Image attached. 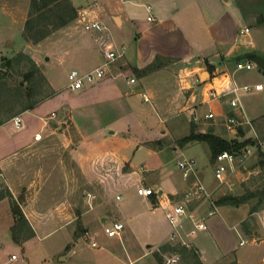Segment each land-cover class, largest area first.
<instances>
[{
  "label": "crops",
  "instance_id": "0c3cea01",
  "mask_svg": "<svg viewBox=\"0 0 264 264\" xmlns=\"http://www.w3.org/2000/svg\"><path fill=\"white\" fill-rule=\"evenodd\" d=\"M28 2L29 0L25 6L18 4L14 6V10H21V8L26 10L25 17L18 18L16 13H6L15 11L9 7L10 4L0 0V15L3 17L1 18V21L3 20L2 24L9 21L11 24L20 23L23 27L27 17ZM71 2L77 9V16L35 44L25 41L27 50L24 53H27L41 69L43 63L37 54L40 52L39 46L42 43H46V41H50L49 49L51 51H44L48 55L45 59L56 58L60 65L68 67V71L78 69L81 72L93 70L103 63V49L107 44L115 48L122 47L123 56L107 66L101 79L79 90H70L65 83L57 86L53 80L47 78L50 87L55 93L36 104L33 108L18 113L21 116V127L19 129H16L13 125L11 120L13 116L0 125V175L5 182L4 188L10 191L14 199L20 198L19 206L21 211L34 232L31 238L21 243L14 242L11 237V228L9 227L11 226L10 221L12 218L9 201L7 198L0 199L1 204L5 203L3 215H0V221L1 218L3 219V224L0 223V246L4 241L11 243L20 251L21 257H26L27 261L28 253L32 249L43 248L45 250L46 248H51L42 246L41 241L54 228H65L67 226L69 227L68 233L70 235L74 233L71 222L77 218L76 209L79 202V200H76L74 189H67V194L62 193L57 196L56 194L58 191L60 192V189H54V187L60 188V180L58 178L53 181L45 175V171H60V169H63V161H67L73 167L78 168L83 176L84 185L97 186L103 188L104 191H108L112 187L124 186L127 188L134 172L135 162H141L136 157L138 156L136 152L141 149V153L147 156L145 161L150 164L149 158L151 155L155 152L158 153V151L150 149L148 148L149 146L144 144L145 141L152 139L138 140L129 138L128 134L130 127L139 126L141 128V124L138 118L134 116L132 109L131 95L133 93L131 91L133 92L136 83L142 80L141 83L148 87L151 99L155 101L158 91L157 87L155 88L154 81L156 80V74H159L160 70H162L160 69L162 66L150 73L138 76L137 82L130 83L128 78L133 77L134 67H144L153 60L155 55H159L162 58L177 59L185 63V67L180 68L177 71V75L174 73L175 79L173 81L180 85V91L184 90L187 93V97L184 96L181 99L184 104L181 108L194 112L195 116L198 117V121L195 122V128H197L198 132L207 131L201 130L200 126L204 124V127L208 126L207 129L211 128L215 134L220 135L215 129L218 126H223L224 128V120L228 112L241 115L239 108L233 109L226 104L225 97L206 101L209 88L223 92L237 82V79L233 77L234 71H229L226 63L237 48L235 44L236 20L240 24L242 19L238 8L233 3H230L229 0H202L201 5L192 3L193 15L196 14V16L192 17V20L198 23L196 24L197 27L199 25L200 27L202 26L203 41L199 39L194 25L190 23L189 25L186 24L187 26L181 24L173 16H167L160 7H155L154 14L150 12L152 20L149 21L147 20L148 12H146V9L144 15L139 13L137 9L133 10L131 6H125L124 3L118 2V0H71ZM128 2L132 5L135 3L143 5L136 0H128ZM100 5L103 7H100ZM177 8H171L168 12L173 13L179 10ZM181 15L183 16V14ZM205 15H209L210 19L205 20ZM90 20H98L106 28L101 32L85 30L84 22ZM124 27L125 31H122ZM242 27V25H239V29ZM253 41L249 39V41L244 43L243 50L234 57L239 58L243 55L247 59L249 53L264 57L254 51L256 45ZM10 44V37L6 35L0 36V52L4 53L3 48ZM218 48L221 49L216 50ZM260 52L264 53V48H261ZM2 56L5 57V54H2ZM246 62L252 63L249 59ZM2 64L3 62L0 63L1 66L4 65ZM202 73L206 74L203 78H201ZM173 81L169 83L172 84ZM165 90L167 97L164 95L161 107L164 110L168 109L169 112L170 108L176 105L177 94L173 97L171 93L167 94ZM73 91H77V93ZM142 93L145 92L143 91ZM146 96L148 97L147 94ZM240 106L248 120H255V118L248 115V109L245 106L241 103ZM203 107H205V110L201 114ZM209 110L214 113V117L206 119L204 114ZM76 111L78 112L76 116H79L77 120L81 119L85 125L77 133V141L72 144L69 134L65 132V129H61V123H65L68 119L73 120L72 113L74 114ZM52 112L54 113L53 116L51 115ZM107 112L113 115H110L109 121L101 123L103 120L98 117H103ZM55 122L58 125L55 124L56 126H54L53 123ZM222 122L223 125L220 124ZM115 124H121L125 130H119L118 132L115 130L108 131L109 126ZM37 132H41V139L39 140L34 139V134ZM225 133H230V137H227V139L234 137L232 131L225 129ZM162 134H167V131L163 129ZM54 135L64 137L63 143L67 149V155L64 159H61L58 153L56 154L50 149ZM220 136L226 138L223 134ZM156 137L160 138L161 135L158 134ZM142 147L145 148L142 149ZM204 150L210 154L206 142H204ZM124 165H126V168L123 170L122 167ZM70 180L74 186L75 180L72 177ZM165 182V186L169 189L166 193H164L161 186L153 189L157 190V193H153L148 197L136 193L137 195L135 194V196L140 198L137 201L138 206L131 208V214L123 210L124 204L117 206L116 217L113 218L123 223V229L128 228V234H124V230H122L119 236L109 238L102 232L100 241L108 249L118 244L123 248L122 243L123 241L126 242L125 240L128 236L130 241H134L129 244L127 242L126 249H124L129 262L120 260L119 264H133V262L144 257L152 258L151 264H154L156 262L154 256L149 255L147 252L153 248L158 249L163 243L170 242L168 241L170 227L164 212L168 207H171L172 203H176L174 200L178 197L180 191L183 192L190 185L191 179H183V182L177 188L171 182ZM142 184H144V181L137 176L136 188L138 186L153 188ZM32 187H35V189ZM31 189H34V191H31ZM22 190H25V194L22 193ZM21 194L22 197L20 196ZM131 195L134 194L132 193ZM85 201L83 200L82 202V210H80L79 216L84 225L82 226L83 229L85 227L84 234L89 233L95 240L94 236L98 233L91 230H97L94 227V217L96 215L94 214V217H92V212L86 209ZM99 202L102 206V202ZM206 203L203 202L197 206L193 214V221L204 219L208 225L207 221L208 219L210 221L213 215L214 217L222 218L228 216L229 213L226 214V211H220L219 208L223 206H217L216 211L219 209V212H214L213 215L207 217L208 206H206ZM94 206L95 208L99 207L97 204ZM240 206L233 207V209L235 208L238 211L241 208ZM92 210L94 211V208ZM157 211H161L163 215L164 226L162 229L157 228L158 224L154 217ZM241 219L242 216L239 221ZM193 221H188L186 223L187 227H183L180 234L182 240L190 239L188 243L193 241V238L191 239V236L187 234L188 230L193 226ZM139 223L142 224L141 229L146 230H139ZM88 225L91 226V229L86 228ZM231 226H234V224ZM239 230L240 232L243 231L235 224L234 231L239 234ZM6 231L9 232L10 240L5 235ZM198 232L203 234L205 231ZM217 233L214 230L213 236L219 241ZM242 233L245 234L244 232ZM83 237L85 238V235ZM240 239L245 238H239L237 243L239 247L245 244L253 245L251 243L239 245ZM232 240L233 245L235 241L234 239ZM228 241L226 238L225 243ZM200 242L197 241L198 247L201 246L199 245ZM222 243L224 242L222 241ZM66 245L65 247L60 245L55 249L57 251V261L60 264H66L69 261L70 251L62 252L63 249H67ZM206 253L208 256H206V261H203L202 264H213L209 256L214 253ZM43 254L40 255L41 258L46 256ZM21 263L25 264V261L23 262L22 260ZM139 263L142 264L143 260Z\"/></svg>",
  "mask_w": 264,
  "mask_h": 264
},
{
  "label": "rangeland",
  "instance_id": "374dc122",
  "mask_svg": "<svg viewBox=\"0 0 264 264\" xmlns=\"http://www.w3.org/2000/svg\"><path fill=\"white\" fill-rule=\"evenodd\" d=\"M28 0H4L7 4H10L9 7H11L14 10V6L16 4L20 6H25ZM71 1V0H70ZM127 1V2H126ZM130 1V0H129ZM137 2L142 3L143 5L138 4H131L128 2V0H118V2L124 3L125 6H131L133 10H136L139 13H143L145 15V6L147 4L151 5L152 11L151 13H155V7H160L161 10L165 11V14L167 16H173L174 19H176L178 22H180L183 25H186L189 23L191 25H194L195 31L197 35L199 36V39L203 41V31L202 26L197 27L196 24H198L195 20H192L194 11L192 7V3H198V5L202 3V0H136ZM227 1V0H225ZM230 3H233L235 5L240 14L241 19L240 24H238L236 20V37H235V44L237 45V48L235 50V53H232V56L229 57V60L227 61L226 65L229 68V71L233 72V77L237 79L236 85L242 86L247 85L251 88L249 92H241L239 94V100L240 103L245 106L248 110V115L252 118H255L254 121H251L252 127L248 126L245 128V125H243L244 129V135L242 138H252L260 141L261 143L258 145L260 150L264 154V72L255 64L252 62V66L249 69L245 68H238V65H244L248 59H246L243 55L239 58L234 57L237 53H239L241 50H243V46L245 45L249 39L254 40L255 43V50L256 52L262 54L264 56V53L260 52L261 48H264V0H229ZM15 2V3H14ZM72 3V2H71ZM100 7H103L100 5ZM179 7V8H177ZM179 9L174 11L173 13H169L168 11L171 9ZM6 12L8 14H17V17H25L26 10L24 8H21V10H14ZM183 14V16L181 15ZM1 18H3L0 15V36L6 35L11 38V44L9 46H6L4 49V53L0 52V63L3 62V66L0 65V69H4L6 67V61L5 58H10L16 55L18 52H24L26 51L25 47V39L23 38V27L20 23H13L11 24L9 21L4 20V24H2L3 20L1 21ZM261 18V22L257 23V20ZM210 19L209 15H205V20ZM239 25L242 26H248L249 32L248 34L241 35L238 33ZM24 26V23H23ZM187 26V25H186ZM104 31V30H103ZM122 31H125V27L122 28ZM121 31V32H122ZM117 32V31H116ZM205 37V36H204ZM202 38V39H201ZM205 39V38H204ZM28 42V41H26ZM50 41H46V43H42L39 46L40 52L37 53L39 58L41 59V62L43 63V66L41 68L42 73L45 75L46 79H51L53 82H55V85H61L62 83L67 84V69L68 67L66 65H60L59 61H57L56 58H49V60H46L45 57L48 55L46 54V50H49V46L51 43ZM30 43V42H28ZM221 48H218L216 50H220ZM211 51V50H210ZM209 51V52H210ZM45 53V54H44ZM2 54H5V57L2 56ZM27 54V53H26ZM46 57V58H47ZM102 57V56H101ZM119 59V58H118ZM117 60V59H116ZM115 60V61H116ZM173 61L165 64V66H162V70H160L159 74H156L155 78V88L157 87V93L156 100L153 101L150 96V90L148 87H146L144 84L141 83L142 80L138 81V76L136 73L132 72V76L135 79L136 86L134 87L133 93L131 96V103H132V109L134 112V116L138 118L139 123L141 124V128L139 126H134L133 128H129V138H136L138 140L143 139H152L150 140L151 144L148 145L150 149H154L155 151H158V153H153L151 157L149 158L151 162L148 163L147 156L141 153V149L136 152L141 161L135 162V168L133 175L130 179L129 187H112L109 188L108 191H104L103 188L93 186V185H84L83 183V176L79 172L78 168L73 167L72 164H69L67 161H63V169H60V171H45V175L48 178H51L53 181H56L58 178L60 180V188L57 187L54 189H60V192H57V196H60L62 193L67 194V189L72 190L74 189V193L76 194V200L78 202L77 204V218L73 220L72 229L73 234L70 235L68 233L69 227L65 226L54 228L52 232H50L47 236H45L42 241L41 245L45 247H51L46 248L43 250V248H38L37 250L32 249L28 253V261L29 264H60L57 261V251L55 249L63 245L67 247V249H63L62 252L70 251L69 254V261L66 264H119L120 260L129 262L127 258V254L125 253L124 249L127 242L128 244L134 241L129 240L126 237V242L123 241L122 245L117 246H111L108 248H105L102 245V242L100 241V238L102 236V227L104 225H107L111 221H116L113 217H116L115 211H117L118 207L124 204L123 210L128 212V214H131L130 211L133 206H138V199L140 197H136V179L137 176L144 181L145 185H149L153 187L152 189L157 188L158 186H161L164 193L169 191V189L165 186L166 182L169 181L172 184H174L175 188H177L180 183L183 182L182 179V171L177 166V161L181 159H187V158H194L195 160V168L196 172L195 174H191L189 176V179L194 180L195 178L207 185L208 188H212L213 185L216 184V179L213 176V162L210 158V154L207 153V151L204 150V141H192L188 142L184 145H180L178 142V139L182 136L187 135L190 132L191 128H194L195 132L197 131V128H195V122L193 117H195L194 112L187 111L185 108H181L184 106V104L181 102V99L187 97V93L184 90H179L178 84L173 81L174 73L177 75V71L180 68L185 67V63H182L181 61H178L177 59H172ZM114 62V61H113ZM112 63V62H111ZM67 67V68H66ZM166 70H164V69ZM159 69V68H158ZM154 71V70H153ZM152 72V71H151ZM205 73L201 74V78L205 77ZM21 80V77L14 74V72H9L6 76V81L9 83V85H17ZM172 82L170 84L169 82ZM256 83H261L263 85L262 89L256 90L254 88V85ZM166 89V90H165ZM79 90V89H77ZM171 93L173 97L177 94V100L175 107L170 108V111L168 112V109L164 110V108L161 107V104L163 103V97L166 95V92ZM145 92L148 95V101H144L142 98V92ZM74 93H77V91H73ZM179 92V93H178ZM34 97H38L37 95ZM167 97V95H166ZM180 101L178 102V100ZM228 96H225L224 100H226V104L229 106L228 103ZM234 109V108H233ZM114 111V109H112ZM205 110V107L201 110V114ZM78 112L76 111L74 114L72 113L73 120L68 119L65 123H61L62 130H66L67 134H69V139L71 143L77 141L78 132L82 130L81 128H84L85 123L81 121V119L77 120L76 116ZM110 112L104 114L103 117H98L100 120H103V122L109 121V118L111 117ZM237 119L238 117L237 113L233 114ZM68 116V115H67ZM257 116V117H255ZM251 118V119H252ZM253 122V123H252ZM111 123V122H108ZM56 122L53 123L54 126H56ZM223 125V122L220 123ZM58 125V124H57ZM108 131H116L119 130H125L121 124L109 126ZM202 131L209 130L207 127H204V124L200 126ZM78 128V129H77ZM166 130L167 134L163 135L162 130ZM217 133L220 135L223 134V136L230 137V133H225V129L223 126H218V128L215 129ZM223 132V133H222ZM235 136L236 130L232 131ZM160 134L161 137L157 138L156 135ZM256 134V137L255 135ZM157 138V139H155ZM230 139V138H228ZM159 141L157 143L156 141ZM64 137L59 136L57 137L54 135V140L51 142V148L54 153H58L60 155L61 159H64L67 155V149L64 147ZM66 141V140H65ZM147 142V141H145ZM70 143V144H71ZM63 144V145H62ZM72 146V145H70ZM69 147V146H68ZM67 147V148H68ZM248 150L253 151L251 155H248L245 161L243 162L242 166L235 172L230 179V183L228 186H221L219 187L215 193L213 198L217 199L219 196H221L224 193H233V194H242L244 192V186L243 183H245L249 188H253L252 184V178L258 173L259 168L255 165V162L257 160V149L255 150L254 145H248ZM145 147H142V149ZM256 151V152H255ZM247 155L248 152H245ZM149 157V156H148ZM67 159V158H66ZM135 159V158H134ZM143 162V163H142ZM141 164L139 166V164ZM145 163V164H144ZM156 163V164H155ZM145 165V166H144ZM140 167V168H139ZM126 168V165L122 167L124 170ZM58 173V175H56ZM75 180V185H72V182L70 178ZM69 179V181H68ZM190 182V183H191ZM142 184V185H144ZM5 182L3 177L0 175V190L4 188ZM69 186V187H68ZM35 189V187H32ZM34 189H31V191H34ZM188 189L187 188L178 194V197L174 200L176 203H172L171 206L174 204H178L182 202V197L184 192ZM23 194H25V190H22ZM134 195H131V194ZM137 195V194H136ZM22 197V194L20 195ZM118 196V198H116ZM83 200H86L85 206L86 209L92 212V217H94V214L96 217H94V227H96L97 230H91V231H97V235H95V240L97 242L96 246H91L89 241V235L84 234L85 227L83 229L82 226L83 222L80 218V210H82V202ZM101 201L102 206L99 204ZM191 200L189 202V205L191 208L195 205L202 204L201 202L198 203L197 201ZM254 201V199H253ZM251 201V202H253ZM95 204H97L99 207L95 208ZM188 204V203H187ZM206 203V206H209V204ZM4 205L5 203H0V215H3L4 211ZM118 206V207H117ZM241 208L235 210L231 206H223L222 208H219L221 212L226 211L225 213L228 214V218L225 217H212V219L209 221L208 219V225L207 228L204 230L205 232L202 234L198 231L195 233H190L191 229H193V226L188 230V236H191V239L193 238V241L189 243V247H194L195 250L198 253V256L200 260L206 261V256L208 254L206 252L214 253L210 257V260L213 262V264H227L230 262V260L234 259L236 264H264V258H263V252H264V207L259 209L256 212L250 213L249 207L250 203H245L240 206ZM94 208V211L92 210ZM169 208V207H168ZM219 209L215 211L216 213L219 212ZM241 213H243L241 215ZM218 215V214H216ZM230 215V216H229ZM111 216V217H109ZM242 216V219L239 221L240 217ZM11 221L10 224L12 225L13 220V214H11ZM156 223L158 224L157 228L162 229L164 226V220L163 215L161 211H157L156 215L154 216ZM182 216L180 217V219ZM248 219L252 222L253 228L252 233L249 235L243 234L239 230V234H237L234 231L235 224L239 229L242 230V222L244 220ZM9 221V219H8ZM119 221V220H118ZM1 224H3V219L1 218L0 221ZM168 223V222H167ZM187 222L184 223L183 227H187ZM238 223V224H237ZM169 224V223H168ZM234 226H231L233 225ZM2 227V225H1ZM11 228V226H9ZM170 227V225H169ZM91 229V226L88 225V227ZM139 230H146L141 229L142 224H138ZM216 230L218 233L219 241H217L213 236V231ZM124 234H128L127 230L128 228L123 229ZM90 231V230H89ZM171 232V230H170ZM100 233V234H99ZM141 233V231H140ZM7 238L10 240L9 232L6 231ZM85 235V238L83 237ZM127 236V235H125ZM124 236V237H125ZM256 238L258 239L256 244L250 245L245 244L242 247L237 246L239 238ZM5 238V237H3ZM178 238L182 239L181 236L176 235L175 239L170 241V243H182L181 240H177ZM183 238L186 239V237L183 236ZM226 238L229 240L227 243H225ZM195 239V240H194ZM232 239H234L235 243L232 245ZM190 239H186V242H188ZM169 241V239H168ZM184 241V240H183ZM197 241H201L198 247ZM222 241L224 243H222ZM187 245V244H186ZM229 245V246H228ZM237 247H236V246ZM107 249V250H105ZM123 249V250H122ZM155 249V248H153ZM152 250V249H151ZM147 252L149 255L153 256V252ZM15 251V252H12ZM12 252V253H11ZM44 253V254H43ZM16 254L17 255V262L16 260H11L10 255ZM46 255L44 258L40 257V255ZM169 255V254H168ZM12 262H11V261ZM25 261L26 264V257H21L20 251L17 249L16 246H13L11 243H7L4 241V243L0 246V264H22L21 262ZM143 260L142 264H151L152 258L144 257L141 260H137L133 262V264H138L140 261ZM27 261V264H28ZM156 261V260H155ZM65 264V263H62ZM141 264V263H139ZM154 264H157L155 262ZM175 264H180V261L178 260Z\"/></svg>",
  "mask_w": 264,
  "mask_h": 264
},
{
  "label": "trees",
  "instance_id": "16d2710c",
  "mask_svg": "<svg viewBox=\"0 0 264 264\" xmlns=\"http://www.w3.org/2000/svg\"><path fill=\"white\" fill-rule=\"evenodd\" d=\"M77 9L72 5L70 0H29L27 17L23 26V38L35 44L45 38L54 30L67 24L77 16ZM261 18L257 20L260 23ZM6 67L0 69V125L12 116L33 108L42 100L52 96L55 91L50 87L45 75L34 60L24 52H18L10 58H5ZM173 61L170 58H162L155 55L153 60L142 68H133L137 76L150 73L153 70ZM9 72L21 77L17 85H9L6 76ZM38 97H34V96ZM234 112H228L227 116H234ZM239 117V115H238ZM238 120H243L239 117ZM255 121L256 120H251ZM253 123V122H252ZM248 124H239L236 127L235 136L227 139L215 134L210 128L205 132H195L194 128L190 132L178 139L180 145L192 141H204L207 143L210 158L213 161L216 154L227 150L237 154L245 151L248 145H257V160L255 165L258 166V173L252 178L253 188H249L245 183L242 194L224 193L215 199L216 206L238 207L245 203H250L249 212L253 213L264 207V154L260 150L255 138H242L244 129ZM225 128V125H224ZM226 129V128H225ZM151 141L144 142L150 145ZM159 143V141H156ZM7 198L10 210L13 214V224L11 225V237L14 242L31 238L34 232L24 217L19 206V199H14L7 188L0 190V199ZM254 199V201H253ZM253 201V202H251ZM253 224L248 219L242 222V230L245 234L252 233ZM179 254L180 264H202L195 248L186 246L180 242H166L159 246L158 250L153 253L157 264H165V255ZM227 264H236L232 259Z\"/></svg>",
  "mask_w": 264,
  "mask_h": 264
},
{
  "label": "built area",
  "instance_id": "2783aa9c",
  "mask_svg": "<svg viewBox=\"0 0 264 264\" xmlns=\"http://www.w3.org/2000/svg\"><path fill=\"white\" fill-rule=\"evenodd\" d=\"M146 12H148L147 15V20L151 21L152 16L150 14L151 12V6L147 4L145 6ZM84 29L88 31H96V32H101L103 31L106 27L105 25L98 21V20H90L84 22ZM249 32V27L248 26H243L242 28L239 29V33L241 35L247 34ZM103 56L104 60L101 65L98 67L94 68L93 70L87 71V72H81L78 69H71L67 73V84L66 87L70 90H77L85 87L86 85L92 84L95 81L101 79L104 74H105V69L107 66L115 61L116 59L120 58L123 56V49L122 47L120 48H115L110 44H107L104 49H103ZM252 63L251 62H246L244 65H239V68H245L249 69L251 68ZM135 79L133 77L128 78V82L133 83ZM263 85L261 83H256L254 85V88L256 90L262 89ZM251 88L247 85H236L234 83L228 90L223 91V92H218L214 88H209L207 91V100H212V99H219L221 97L228 96V103L229 106L232 108H239L243 120H238L235 116H226L224 120V125L227 131H233L236 130V127L239 124H248L250 127H252L251 121L248 120L245 117V114L240 106L239 103V94L241 92H249ZM142 98L144 101H148V97L146 96L145 93H142ZM51 115L53 116L54 113L52 112ZM214 117V113L212 111H208L204 114V118L206 119H211ZM194 121L197 120V117H193ZM13 125L16 129H19L21 127V116L19 114L14 115L11 118ZM256 137V134H254ZM34 139L39 140L41 139V132H37L34 134ZM258 145L261 143L260 141L258 142ZM256 148H258L257 145H254ZM257 151V150H256ZM255 151V152H256ZM245 152H248L246 155ZM253 151L248 150V147L245 149V151L241 154H237L234 152H230L227 150H223L219 153L216 154L214 160H213V176L216 179V184L212 188H208L204 183L199 181L198 179L192 180L190 185L188 186V189L184 192L183 197H182V202L178 204H174L170 208H167L165 210V217L170 225V230L171 232L169 233V241H173L176 237V235L181 234L183 225L187 221H193V214L195 209L197 208L198 205H195L193 208L190 207L189 202L191 200L197 201L198 203H203L207 202L209 204L208 206V211L206 216L209 217L214 214V212L217 209V206L215 205L214 201L215 198H213L215 191L221 187V186H228L230 183L231 176L237 172V170L242 166L243 162L247 158L248 155H251ZM195 160L194 158H185L177 161V166L179 169L182 171V178L184 180H187L189 176L192 174H195L196 168H195ZM136 193L138 195L148 197L149 195L153 193H157V190H153L150 187H145V186H138L136 188ZM118 198V196H116ZM192 201V202H193ZM188 203V204H187ZM182 218L180 219V217ZM193 229H191L190 233H195L196 231H202L207 228V225L204 221V219L196 220L193 221L192 223ZM123 223L121 221H111L107 225H104L102 227V232L106 237H117L120 235L121 231L123 230ZM181 240L182 244H187L186 246H189V243L186 241H183L182 239H177ZM256 238H245V239H240L239 245H243L245 243H251V244H256L258 241ZM89 243L91 246H96L97 243L91 236H89ZM158 250L157 248L152 249L151 252ZM179 254H170V255H165L164 262L165 264H175L179 260ZM263 258H264V252H263ZM11 260H16L17 255L12 254L10 255Z\"/></svg>",
  "mask_w": 264,
  "mask_h": 264
},
{
  "label": "water",
  "instance_id": "95a60500",
  "mask_svg": "<svg viewBox=\"0 0 264 264\" xmlns=\"http://www.w3.org/2000/svg\"><path fill=\"white\" fill-rule=\"evenodd\" d=\"M247 59L255 63L264 72V57L255 53H249Z\"/></svg>",
  "mask_w": 264,
  "mask_h": 264
}]
</instances>
